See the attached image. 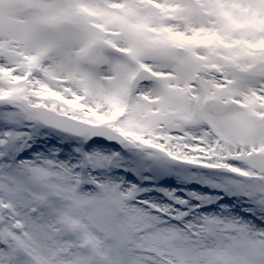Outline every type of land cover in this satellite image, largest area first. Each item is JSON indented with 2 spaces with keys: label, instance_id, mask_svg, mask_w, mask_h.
I'll list each match as a JSON object with an SVG mask.
<instances>
[{
  "label": "snow or ice",
  "instance_id": "obj_1",
  "mask_svg": "<svg viewBox=\"0 0 264 264\" xmlns=\"http://www.w3.org/2000/svg\"><path fill=\"white\" fill-rule=\"evenodd\" d=\"M0 264H264V0H0Z\"/></svg>",
  "mask_w": 264,
  "mask_h": 264
}]
</instances>
